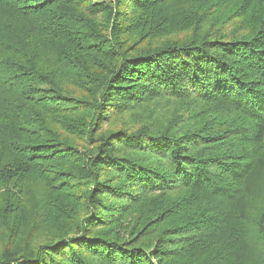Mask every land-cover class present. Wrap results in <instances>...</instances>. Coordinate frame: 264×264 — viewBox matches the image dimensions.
<instances>
[{"label":"trees","instance_id":"trees-1","mask_svg":"<svg viewBox=\"0 0 264 264\" xmlns=\"http://www.w3.org/2000/svg\"><path fill=\"white\" fill-rule=\"evenodd\" d=\"M0 0V264H264V0Z\"/></svg>","mask_w":264,"mask_h":264},{"label":"rangeland","instance_id":"rangeland-1","mask_svg":"<svg viewBox=\"0 0 264 264\" xmlns=\"http://www.w3.org/2000/svg\"><path fill=\"white\" fill-rule=\"evenodd\" d=\"M189 2H192L191 0H186L185 2H184V6H189L190 4H189Z\"/></svg>","mask_w":264,"mask_h":264}]
</instances>
